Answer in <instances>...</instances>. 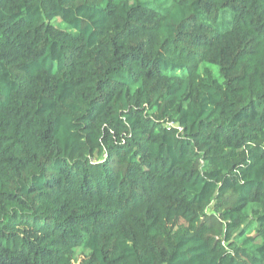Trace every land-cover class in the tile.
<instances>
[{"label":"trees","instance_id":"16d2710c","mask_svg":"<svg viewBox=\"0 0 264 264\" xmlns=\"http://www.w3.org/2000/svg\"><path fill=\"white\" fill-rule=\"evenodd\" d=\"M0 264H264V0H0Z\"/></svg>","mask_w":264,"mask_h":264}]
</instances>
